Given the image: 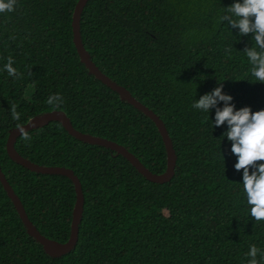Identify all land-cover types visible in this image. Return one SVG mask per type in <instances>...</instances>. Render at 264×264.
Masks as SVG:
<instances>
[{"label":"trees","instance_id":"1","mask_svg":"<svg viewBox=\"0 0 264 264\" xmlns=\"http://www.w3.org/2000/svg\"><path fill=\"white\" fill-rule=\"evenodd\" d=\"M78 1L17 0L13 12L0 13L2 171L32 223L60 243L70 238L75 187L66 177L36 174L12 161L6 150L12 129L62 111L76 130L126 147L154 174L167 168L154 122L81 62L72 28ZM234 2H88L81 19L85 49L105 75L164 122L178 157L176 174L169 183H151L122 156L76 140L57 122L27 133L28 140L22 135L15 145L21 156L78 176L84 215L76 248L51 258L28 235L0 183V264H248L251 245L261 250L256 259L264 264V221L250 216L243 170H235L237 157L222 137L228 125L214 127L215 108L192 107L223 83L236 110L264 109V83L251 76L243 53L254 44L251 34L240 36L219 22ZM8 57L20 78L4 70ZM56 93L58 107L47 103ZM13 104L18 121L10 114Z\"/></svg>","mask_w":264,"mask_h":264},{"label":"clouds","instance_id":"2","mask_svg":"<svg viewBox=\"0 0 264 264\" xmlns=\"http://www.w3.org/2000/svg\"><path fill=\"white\" fill-rule=\"evenodd\" d=\"M17 0H0V13H11L15 10ZM219 16V22L239 29V35L251 34L252 47H245L251 65L250 73L260 83H264V0H237ZM230 49L226 52L230 54ZM13 58L8 57L4 70L10 77L20 78L21 73L13 67ZM223 83H219L210 93L202 95L192 105L194 109L209 113L215 108L214 127L227 123L228 130L223 133L231 142V152L237 157L234 168L237 172L243 170V190L246 194L247 204L250 206V216L256 222L264 221V109L253 112L248 106L239 110L231 104L233 97L222 91ZM223 107H216L219 102ZM62 97L59 93L47 98L49 105L59 106ZM10 114L13 120H20V113L16 105H11ZM25 140L30 139L23 127L18 128ZM251 169V172H250ZM261 250L255 245L250 246L246 254L251 259L248 264H259L256 259ZM264 258V254H262Z\"/></svg>","mask_w":264,"mask_h":264},{"label":"water","instance_id":"3","mask_svg":"<svg viewBox=\"0 0 264 264\" xmlns=\"http://www.w3.org/2000/svg\"><path fill=\"white\" fill-rule=\"evenodd\" d=\"M89 1L90 0H79L73 13V39L80 60L85 65L89 74L94 76L96 80L111 89L113 92L117 93L122 102L131 105L133 108H135L136 110L144 114L147 118H149L152 122H154L163 139L167 153L166 171L163 174H154L126 147L108 139L93 136L90 134H85L76 130L71 120L62 111H53L36 116L31 119L27 124L22 125L20 127H23L26 132L29 133L31 131L44 128L50 123L57 122L61 124L63 128L68 132V134L76 140L85 144L111 150L112 152H115L117 156H122L147 181L154 184L169 183L172 181L176 174L178 157L166 125L154 111H152L150 108L138 101L128 89L119 85L117 82L113 81L110 77L105 75L99 69V67L92 61L91 55L85 49L81 35V19L84 9L86 8ZM20 127L12 129L7 140L6 150L10 159L18 165L27 169L28 171L36 174L66 177L72 181L75 187L76 203L73 210L69 240L66 243L57 242L55 240L47 238L37 229V227L29 219V216L25 210L22 201L15 193L13 187L10 185L8 179L6 178V175L3 173L1 163L0 183L2 184L9 199L12 201L13 206L16 209L22 223L24 224L28 235L31 236L38 244L43 247L45 253L48 256L54 259L61 258L71 253L76 248L79 242L80 226L83 220L85 207V196L83 192V187L80 179L74 173L73 170L64 167L41 166L21 156L15 148L17 140L22 136V134L18 130V128Z\"/></svg>","mask_w":264,"mask_h":264},{"label":"rangeland","instance_id":"4","mask_svg":"<svg viewBox=\"0 0 264 264\" xmlns=\"http://www.w3.org/2000/svg\"><path fill=\"white\" fill-rule=\"evenodd\" d=\"M31 93H33V88H30L28 92L26 93L27 98H30Z\"/></svg>","mask_w":264,"mask_h":264}]
</instances>
